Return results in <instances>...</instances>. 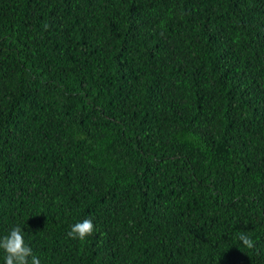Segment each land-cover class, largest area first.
Instances as JSON below:
<instances>
[{"label":"trees","instance_id":"16d2710c","mask_svg":"<svg viewBox=\"0 0 264 264\" xmlns=\"http://www.w3.org/2000/svg\"><path fill=\"white\" fill-rule=\"evenodd\" d=\"M13 226L40 264H264V0H0Z\"/></svg>","mask_w":264,"mask_h":264},{"label":"clouds","instance_id":"9594fccd","mask_svg":"<svg viewBox=\"0 0 264 264\" xmlns=\"http://www.w3.org/2000/svg\"><path fill=\"white\" fill-rule=\"evenodd\" d=\"M94 225L90 218H85L73 224L67 236L73 239L84 240L93 233ZM238 240L247 248H252L253 241L247 235L240 233ZM0 249L5 253L4 264H40L38 257L33 255L31 247L26 245L22 228L13 226L9 233L0 238Z\"/></svg>","mask_w":264,"mask_h":264}]
</instances>
